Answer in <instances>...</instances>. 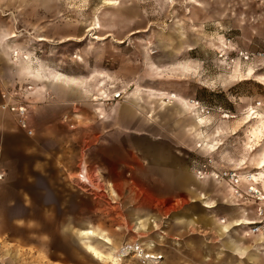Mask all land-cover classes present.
Instances as JSON below:
<instances>
[{
	"label": "rangeland",
	"instance_id": "1",
	"mask_svg": "<svg viewBox=\"0 0 264 264\" xmlns=\"http://www.w3.org/2000/svg\"><path fill=\"white\" fill-rule=\"evenodd\" d=\"M0 36H6L9 47L20 43L25 46L23 52L32 53L33 66H39L40 73L34 70L26 74L28 78L40 82L62 74L47 65L73 75L90 73L83 77V92L89 105L97 104L93 111L83 106V130L102 122L100 112L108 116L116 110L103 126L118 132L116 137L103 133L83 140V160L94 184L77 177L83 164L80 169L77 166L76 174L53 161H43L39 169L14 170L12 183L19 191L7 192L0 186V264H149L140 253H163L167 257L163 264H172L181 247V228H174L173 217L182 213L176 210L188 201L184 195L177 196L180 188L193 197L192 187L203 193L225 187L215 182L208 186V180L197 185L195 164L209 160L216 170L238 168L264 174V0H0ZM27 85L21 89H30ZM165 92L185 99L190 109L182 112L174 104L162 105L159 99L160 95L166 98ZM116 94L119 99L113 97ZM118 102L124 106L108 111L103 107ZM128 106L133 111L129 118L121 113ZM196 112L198 121L193 117ZM196 122L209 136L207 142L196 143ZM123 129L138 135L162 133V140L155 143L178 154L172 171L183 167L184 172L193 173L170 177L175 188L168 186L166 193L176 195L175 199L156 202L165 190L152 189L139 179V162L131 153L112 157L123 176L116 188L118 196L112 194L110 184L116 179L109 169L106 173L104 162L95 154L112 142L126 143L129 137ZM131 145L155 164L164 162L160 148ZM110 154L104 149L103 160ZM128 160L129 167H134L132 174L131 169L122 168ZM25 161L32 162L30 157ZM139 214L151 219L136 223ZM88 231L95 235L86 240ZM185 232L192 236L196 231ZM87 244L104 259L92 257ZM120 246L132 250L119 262L115 255ZM255 250L252 247L249 254ZM231 254L234 258L226 254L222 258L230 264H248L239 259L244 256Z\"/></svg>",
	"mask_w": 264,
	"mask_h": 264
},
{
	"label": "crops",
	"instance_id": "2",
	"mask_svg": "<svg viewBox=\"0 0 264 264\" xmlns=\"http://www.w3.org/2000/svg\"><path fill=\"white\" fill-rule=\"evenodd\" d=\"M5 41L6 36H0V104L1 93L3 91L16 87L23 88V86L30 84V89H25V91L22 90L19 93L28 103L30 124L34 130V135L28 138L25 133L18 128L13 115L9 111L3 110L0 107V173L3 174V176H6L5 179L0 182L1 188L7 192L19 191L18 185L12 183L11 176L14 170L18 172L19 170H28L34 167L39 169L43 167L41 166L43 161H53L55 165H62L70 174H76L75 170L77 166H79L80 169L83 164L77 177L80 180V176L82 175L89 180L90 184H92L93 179L89 176L87 162L86 160H83V140H94L95 138L101 137L103 133H109L107 137H116L118 133L117 130L112 128L113 130L111 129V132L110 129L108 130L107 127L103 126L104 122H109L112 117L114 118L116 110L111 111L108 116L103 112H100L103 123H99V120L95 121L92 126L83 130V106L86 108L91 107L90 109L93 111L97 104L89 105L88 97L83 92V77L88 76L90 73L84 76L83 74L73 75L65 71H59V69L54 68L51 65H47V67H50L53 71H58L62 74L58 76H48L47 81L42 79L43 82H41L42 80L39 82L28 78L26 74L32 75L34 70L40 73V67L38 66L35 68L33 66L31 60L32 53L23 52V49L25 50L23 44L13 43L9 47L5 44ZM15 46L17 48L11 49ZM12 52L26 55L29 60L24 61L19 58L18 62H14L12 60ZM71 77L78 78L79 80ZM30 85H27V87ZM165 93L167 94L166 98L164 95H160L159 93L156 94L160 95L159 100L162 105L174 104L179 107L182 112L185 111L183 106L171 99V97L176 94ZM169 95L171 96L169 97ZM148 96L154 97L150 93H148ZM107 101H111V99L102 102ZM83 102H85V104H83ZM102 102L99 103V105H102ZM116 105L123 107L124 102H118V104L107 108L105 105L103 107L108 111L111 107H116ZM124 109L126 112L122 110L121 113L127 118L131 117L133 111L130 107L128 106ZM167 111L170 112V110ZM193 117L198 121V112H196ZM119 120L120 119L117 118V121ZM169 120L170 118L167 122ZM178 120H181L180 122L183 124L184 120L182 118L179 117ZM193 130L195 133V139L197 140L196 143L202 144L209 140V136L207 135V137L205 135V137L200 130L198 122H196ZM164 131V133H167L166 129ZM122 132H124L125 135L128 134V136H126L129 137V139L126 143L123 141L112 142L107 148H103V146L99 147L95 154V159L104 162L103 164H105L107 168L106 173L109 169L110 174H113V177L116 179L114 183L110 184L112 194L116 197L118 196L116 188L122 181V179L119 178H123V176L121 177L122 171L117 170L119 167H117L116 164L118 163H116V160L114 161L112 157L113 155L131 153L139 162V169L137 171L139 179L144 181L147 186L152 189L165 190V193L163 192L161 197L155 198L156 202L159 201L157 199H160L161 202H167L169 199L173 198L175 199L176 195L171 196L166 193L168 186L173 187L170 177L177 173L189 177V175H193V173L184 172L183 167L177 168L176 171H172L175 169L174 162L178 160V154L169 153L167 148L164 144H161V142H159V144L155 143V141L162 140V136H160L162 133L156 132L154 135H150L147 132L146 135H142L141 133L138 135L136 134L138 132L134 130L126 132L124 129ZM199 134H201L202 137H200ZM136 136L139 137L136 138ZM115 143H120L123 147H121V149H115V145L112 146ZM131 143H142L160 148V157L164 159V162L155 164L151 158L145 157L140 150L137 149L135 145H131ZM179 143L187 146L189 144L184 140H181ZM104 149L110 150L111 152V154L104 159L105 161L103 160ZM141 151L145 152V149L141 148ZM27 157L31 158V164L25 161V158ZM135 157H132L131 160H133L134 163H137L135 162ZM142 161L146 164L144 165ZM107 162L110 165H108ZM130 162L131 161L128 160L126 164H122V168L131 169L130 173L132 174V172H134V167H129ZM195 166L196 164L194 165V168ZM258 171L259 170H257L258 180L264 190V183L262 182L264 174L261 171ZM131 174H129V176H131ZM113 177H108L110 182L113 181ZM205 182L206 180H202L196 184L203 186ZM215 184L220 185L222 183L215 182ZM206 185L212 186L213 181L208 180ZM223 185L225 186L223 191L215 189V192L210 190L207 193H203L192 187L190 193L193 197H190L186 190L180 188V192H178L179 194L177 196L184 195L188 201L184 202L176 210V212L182 213H178L173 217L172 225L174 228H181L180 233H178L181 247L178 249L177 261H175L174 258L170 260L172 264H230L228 263L229 260H224L225 258H222V256L224 257L226 254V258H234L231 254L233 251L236 254L238 253L239 256H244V258L239 257V259L248 261V264H264V238L259 234L247 237L242 235L245 231V227L239 228L245 224L249 225L252 221L258 219L256 215V205L253 202H245L242 206L236 207V203L233 202L234 198L231 193V188L226 183ZM93 188L97 190L99 187L94 185ZM173 188H175V186ZM190 198H193V203L190 202ZM173 205V203L170 204V207ZM138 207H140V205ZM140 208H145L146 210L150 209L146 206H141ZM135 209L139 210L136 205ZM149 219H151V217H148L145 214H139L136 216L135 222L137 223L139 220L146 224ZM221 220H224V222L222 223ZM184 230L188 231L189 234H193L194 231L196 232L194 235L188 236L187 232ZM219 234L222 238L219 237ZM80 235L83 236V231ZM202 241L207 243L206 246L202 245ZM192 245H196V249ZM252 247L257 249L255 250L256 253L249 254ZM168 251H170L169 248H166L167 254L169 253ZM224 252L226 253L224 254ZM162 254L163 253H160L159 255ZM162 256L163 259H161L162 263L160 264H163L165 259L167 260L165 254ZM219 258H222L223 260ZM223 261L225 262L223 263ZM141 263L144 264L143 262Z\"/></svg>",
	"mask_w": 264,
	"mask_h": 264
},
{
	"label": "built area",
	"instance_id": "3",
	"mask_svg": "<svg viewBox=\"0 0 264 264\" xmlns=\"http://www.w3.org/2000/svg\"><path fill=\"white\" fill-rule=\"evenodd\" d=\"M22 89L20 87L10 88L1 93V109L9 111L20 130H22L27 137H32L34 135V130L30 124L29 118V108L28 103L25 98L20 95ZM118 97L117 99H119ZM195 176L202 180L205 178L211 179L213 181L224 182L228 186L234 189V194L237 196L238 204L243 205L245 202H253L256 205V215L257 220L252 221L249 225H243L245 231L242 235L251 236L257 235L264 232V206L260 205L261 200H259L261 194V188H252L249 184L253 183V177L250 172L240 173L236 169H221L216 170L211 164V161H201L197 163L194 168ZM243 175L244 180H241ZM3 179V174L0 173V181Z\"/></svg>",
	"mask_w": 264,
	"mask_h": 264
},
{
	"label": "bare ground",
	"instance_id": "4",
	"mask_svg": "<svg viewBox=\"0 0 264 264\" xmlns=\"http://www.w3.org/2000/svg\"><path fill=\"white\" fill-rule=\"evenodd\" d=\"M107 5L108 6H111L112 4L111 3H107ZM100 27L98 26V29H99ZM19 58H21L22 60H24V61H28L29 60V58H28V56H26V55H21V54H19L18 52H12V60L14 61V62H18L19 61ZM120 95V94H119ZM118 94H116V95H113V97H115V98H117L118 96H119ZM110 99V98H109ZM171 99H173V101L175 100L176 102H178L181 106H183V108H184V110H189L190 109V107H188V105H187V102H186V100L185 99H183V98H181V97H178V96H172L171 97ZM189 104V103H188ZM191 106V105H190ZM191 108H193L194 110H196L193 106H191ZM191 112V111H190ZM236 170H239L238 168H235ZM239 171H241L240 173L242 174L243 172H242V170H239ZM241 177V180H244V177H243V175H240ZM252 177H253V183L252 184H249L250 186H252V188H255L254 187V185L257 187V188H261V194H260V197H259V200H261V205L262 206H264L263 204H264V190L262 189V187H261V184H260V181L258 180V173H257V171L256 172H254L253 174H252ZM200 180V179H199ZM202 180H211V179H208V178H205V179H202ZM202 180H200V181H202ZM80 181L81 182H83V183H87V184H90L89 183V180L88 179H86V178H84L82 175L80 176ZM213 181V180H212ZM213 182H216V183H223L224 184V182H219V181H213ZM230 188H231V193H232V196H233V198H234V200H237V196L234 194V189L231 187V186H229ZM204 199V198H203ZM238 201V200H237ZM221 222L223 223L224 222V220H221ZM85 233V232H84ZM86 235L88 236L87 238H86V240H88L90 237H93L94 235H95V233L94 232H91V231H88V232H86ZM246 236V235H245ZM260 236H262L263 238H264V232H262L261 234H260ZM105 238V237H104ZM104 238H97L98 240H100V241H102V242H104V243H106V244H108L110 241L107 239V240H104ZM222 238V237H221ZM120 250L116 253V257L118 258V261H121V259H122V257H126L127 256V254H130V251L132 250L131 248H127V247H121L120 246ZM135 249V248H134ZM87 251L88 252H90V253H92V256H94L97 260H98V258L100 259L99 261H101V260H103L104 259V256L102 255V254H100L92 245H90V244H87ZM148 253V252H147ZM154 254V253H153ZM155 254H157V252L155 253ZM140 256H142V257H144L147 261H148V263L149 264H160V263H162V260L161 259H163V256L162 255H143L142 253H140L139 254ZM141 260V259H140Z\"/></svg>",
	"mask_w": 264,
	"mask_h": 264
}]
</instances>
